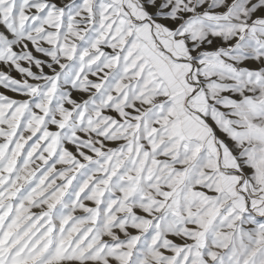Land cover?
<instances>
[{"label":"snow or ice","instance_id":"obj_1","mask_svg":"<svg viewBox=\"0 0 264 264\" xmlns=\"http://www.w3.org/2000/svg\"><path fill=\"white\" fill-rule=\"evenodd\" d=\"M0 264H264V0H0Z\"/></svg>","mask_w":264,"mask_h":264}]
</instances>
